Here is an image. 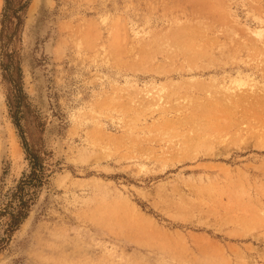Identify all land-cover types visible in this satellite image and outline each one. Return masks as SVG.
I'll return each instance as SVG.
<instances>
[{
	"label": "rangeland",
	"instance_id": "obj_1",
	"mask_svg": "<svg viewBox=\"0 0 264 264\" xmlns=\"http://www.w3.org/2000/svg\"><path fill=\"white\" fill-rule=\"evenodd\" d=\"M19 14L0 60L18 62L47 177L0 264H264V0ZM7 91L0 69V193L30 169Z\"/></svg>",
	"mask_w": 264,
	"mask_h": 264
},
{
	"label": "trees",
	"instance_id": "obj_2",
	"mask_svg": "<svg viewBox=\"0 0 264 264\" xmlns=\"http://www.w3.org/2000/svg\"><path fill=\"white\" fill-rule=\"evenodd\" d=\"M27 0H4V8L1 19L0 37H3L5 21L14 18L20 21L19 11L26 7ZM0 69L3 79L8 83L6 93V105L12 123L18 130L22 139L26 159L29 163V172L24 173L17 184L0 193V252L8 244L14 232L28 217L38 191L46 181V168L41 162V158L29 149L23 136L20 121L23 117V109L27 106V95L22 86V74L18 62L7 54L2 53Z\"/></svg>",
	"mask_w": 264,
	"mask_h": 264
},
{
	"label": "bare ground",
	"instance_id": "obj_3",
	"mask_svg": "<svg viewBox=\"0 0 264 264\" xmlns=\"http://www.w3.org/2000/svg\"><path fill=\"white\" fill-rule=\"evenodd\" d=\"M37 1H38V0H34V3H36ZM0 4H1V0H0ZM254 33L257 34V35H260V31H258V30H255ZM238 86H241V85H238ZM238 86H237V87H238ZM237 87H234V88H233V87H227V88L225 89V90H226L225 92H227V95H226V96H230V95L232 96V95L234 94V92L237 91V90H236ZM149 94H150L149 92H146V93H145V95H149ZM151 98H152V97H151ZM160 99H161V97L159 96L158 99H157V102L160 101Z\"/></svg>",
	"mask_w": 264,
	"mask_h": 264
}]
</instances>
